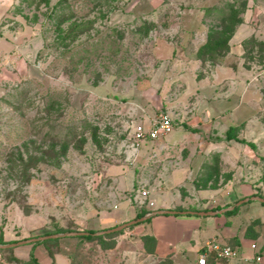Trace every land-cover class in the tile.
<instances>
[{"label": "rangeland", "instance_id": "obj_1", "mask_svg": "<svg viewBox=\"0 0 264 264\" xmlns=\"http://www.w3.org/2000/svg\"><path fill=\"white\" fill-rule=\"evenodd\" d=\"M258 5L256 0H0V239L22 230L47 234L62 223L71 228L91 207L102 180L126 166L132 127L162 112L174 117L169 96L178 95L183 71L178 61L195 59L209 69L227 55H241L229 66L240 62L251 72L240 77L264 87V46L230 41L229 51L212 62L210 55L198 57L208 32L235 13L243 21L251 10L248 24L264 36ZM260 115L262 131L264 110ZM241 139L239 165L227 164L223 174L232 178L240 166V183L253 186L264 180V156L259 163L256 154L246 156L252 148ZM62 142L69 145L58 165L47 157L30 162V156L41 159ZM257 190L264 197V188ZM104 246L93 243L78 258L127 263Z\"/></svg>", "mask_w": 264, "mask_h": 264}, {"label": "crops", "instance_id": "obj_2", "mask_svg": "<svg viewBox=\"0 0 264 264\" xmlns=\"http://www.w3.org/2000/svg\"><path fill=\"white\" fill-rule=\"evenodd\" d=\"M256 1L259 5L255 12L264 14V1ZM250 11L245 12L231 42L241 43L254 34L264 40L248 24ZM240 57L227 55L223 64L209 69H203L195 59L190 58L185 65L178 61L183 65L178 80L187 86L178 82V95L169 96L175 102L171 108L174 131L163 139L146 141L135 156L125 150L124 169L110 171L93 194L89 210L77 215L71 228L62 223L59 229L64 232L52 236L29 235L23 230L11 238L4 235L5 242H16L8 247L12 255L20 261L34 256L38 264H93L81 261L78 253L96 243L99 249L105 244L106 251L122 254L126 264H198L206 243L215 240L243 255H260L264 264V205L254 199L257 189L264 188V180L253 186L240 183V166L232 178L223 174L227 164L239 165L241 138L255 146V150L245 151L246 156L256 154L257 163L261 161L259 156H264L259 144L264 141L260 117L264 87L247 84L246 78L240 77L249 72L242 64L240 67V62L236 68L229 66L231 60L240 61ZM143 122L147 124V120ZM229 128L237 129L236 139L226 138ZM215 170L222 174L213 175ZM142 188L150 191L149 201L154 207L134 202ZM234 208L233 214H227ZM143 212L145 215L139 218ZM74 224L79 226L77 230ZM55 231L48 229L46 233ZM88 231L104 236L102 241L83 238ZM112 232L118 234L108 236ZM49 238L58 241L54 245L44 243ZM108 240L115 243L107 247ZM252 243L255 250L250 248ZM207 264L259 263L216 261L209 256Z\"/></svg>", "mask_w": 264, "mask_h": 264}, {"label": "trees", "instance_id": "obj_3", "mask_svg": "<svg viewBox=\"0 0 264 264\" xmlns=\"http://www.w3.org/2000/svg\"><path fill=\"white\" fill-rule=\"evenodd\" d=\"M241 22H242V20L240 18L239 19L237 18V13L232 14L231 16L225 17L222 20V24H221L219 29H213V30H210L208 32V36H207L205 42L200 47V51L198 52V54H199L198 57H201L203 54L204 55H210L211 61H209V62H212V60H215L217 56H223L225 53H227L230 49L229 43H230V41H231L235 31H236L237 26L239 24H241ZM251 42L258 44L259 46L261 45L262 47L264 46V42L258 41L254 36H251L242 42V47H246V44L251 43ZM200 52L202 53L201 55H200ZM202 62L206 63V60L203 58ZM236 131H237V129L230 128L227 131L226 138L228 140L236 139V137H235ZM242 143H246L252 149H255V146L252 143H247L245 141H242ZM61 144H63V142ZM68 145L69 144L67 142H64V144L61 145L58 150H56V146L53 145L50 148H48V150H45L43 152L44 155L42 156L41 159L30 156V162L32 161V162H34V164L38 163V160L45 162L44 158L47 157V158L55 159L56 164L58 165L59 164V158L64 157L67 153ZM28 181H29V179H28ZM254 197L264 198V197H262V195L259 192H257L254 195ZM262 204L264 205V203H262ZM236 209L237 208H234L233 210L228 211L227 214H229V215L233 214ZM144 215H145V212L141 213L139 218L144 216ZM61 232H64V230L63 229H57L54 233H52V234L47 233L44 236H52V235H55V234L61 233ZM117 234H118V232H112V233L108 234V236H115ZM103 237L104 236H97L95 234V231H88V234L83 236V238L88 239V240L95 239V240H99V241L100 240L102 241ZM56 241H58L57 238H49V239L45 240L44 243H46V244L51 243L54 245V244H56ZM15 243L16 242H5L3 237H2V239H0V245H8V244H15ZM103 244L104 243H102V245ZM104 247H106V246H104ZM107 247H108V245H107ZM11 249L12 248H0V254L4 257V259L7 261L8 264H38V262L34 258V256H31L27 261H20L19 259L15 258L12 255ZM50 255L51 256L53 255V251H51V250H50Z\"/></svg>", "mask_w": 264, "mask_h": 264}, {"label": "built area", "instance_id": "obj_4", "mask_svg": "<svg viewBox=\"0 0 264 264\" xmlns=\"http://www.w3.org/2000/svg\"><path fill=\"white\" fill-rule=\"evenodd\" d=\"M264 78V73L260 74ZM174 131V121L170 114L160 113L150 119L145 124L144 122L136 123L131 131L127 134V150L134 156L137 154L141 146L146 141H157L170 135ZM97 185V184H96ZM150 191L148 189H140L134 197V202L139 205L148 204L149 207H154V202L149 201ZM139 197V198H138ZM252 250L256 249V244L250 245ZM211 256L214 260L233 261L241 260L244 262H255L262 264L263 258L260 255H243L238 249L221 245L215 240L209 241L205 245V252L199 255L198 264H207L208 257ZM0 264H8L4 257L0 254Z\"/></svg>", "mask_w": 264, "mask_h": 264}, {"label": "water", "instance_id": "obj_5", "mask_svg": "<svg viewBox=\"0 0 264 264\" xmlns=\"http://www.w3.org/2000/svg\"><path fill=\"white\" fill-rule=\"evenodd\" d=\"M254 199H256L257 201H259V202H261V203H264V198H261V197H255ZM243 202H244V201H241L240 204L243 203ZM197 214H202V215H203V213H197ZM129 225H131V223H130V224H126V225H124V226H121V227L117 228V230H119V229H123V228H125L126 226H129ZM10 246H13V244H12V245H0V248H8V247H10Z\"/></svg>", "mask_w": 264, "mask_h": 264}]
</instances>
